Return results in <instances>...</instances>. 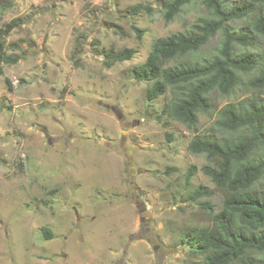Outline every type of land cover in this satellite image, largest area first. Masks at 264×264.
<instances>
[{
  "label": "clouds",
  "instance_id": "9594fccd",
  "mask_svg": "<svg viewBox=\"0 0 264 264\" xmlns=\"http://www.w3.org/2000/svg\"><path fill=\"white\" fill-rule=\"evenodd\" d=\"M0 264H264V0H0Z\"/></svg>",
  "mask_w": 264,
  "mask_h": 264
}]
</instances>
